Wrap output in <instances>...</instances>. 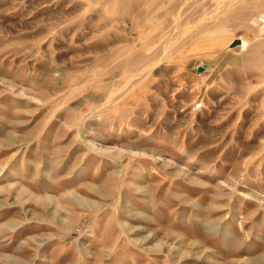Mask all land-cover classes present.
Instances as JSON below:
<instances>
[{
    "label": "rangeland",
    "instance_id": "1",
    "mask_svg": "<svg viewBox=\"0 0 264 264\" xmlns=\"http://www.w3.org/2000/svg\"><path fill=\"white\" fill-rule=\"evenodd\" d=\"M0 264H264V0H0Z\"/></svg>",
    "mask_w": 264,
    "mask_h": 264
},
{
    "label": "water",
    "instance_id": "2",
    "mask_svg": "<svg viewBox=\"0 0 264 264\" xmlns=\"http://www.w3.org/2000/svg\"><path fill=\"white\" fill-rule=\"evenodd\" d=\"M241 43H242V39L239 38V39L234 40V41L232 42V45H233V46H236V45H239V44H241ZM204 69H205V66H199V70H200V71H202V70H204Z\"/></svg>",
    "mask_w": 264,
    "mask_h": 264
},
{
    "label": "built area",
    "instance_id": "3",
    "mask_svg": "<svg viewBox=\"0 0 264 264\" xmlns=\"http://www.w3.org/2000/svg\"><path fill=\"white\" fill-rule=\"evenodd\" d=\"M195 107H196V109H200L202 107V103H196Z\"/></svg>",
    "mask_w": 264,
    "mask_h": 264
}]
</instances>
